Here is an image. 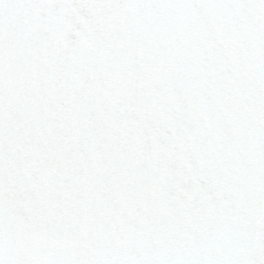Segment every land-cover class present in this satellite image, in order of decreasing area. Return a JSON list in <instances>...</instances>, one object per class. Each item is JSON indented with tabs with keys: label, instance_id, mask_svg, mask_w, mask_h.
<instances>
[{
	"label": "snow or ice",
	"instance_id": "obj_1",
	"mask_svg": "<svg viewBox=\"0 0 264 264\" xmlns=\"http://www.w3.org/2000/svg\"><path fill=\"white\" fill-rule=\"evenodd\" d=\"M0 264H264V0H0Z\"/></svg>",
	"mask_w": 264,
	"mask_h": 264
}]
</instances>
